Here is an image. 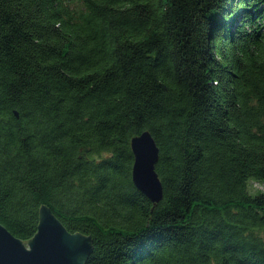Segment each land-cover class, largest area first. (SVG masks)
Listing matches in <instances>:
<instances>
[{
	"label": "trees",
	"instance_id": "obj_1",
	"mask_svg": "<svg viewBox=\"0 0 264 264\" xmlns=\"http://www.w3.org/2000/svg\"><path fill=\"white\" fill-rule=\"evenodd\" d=\"M40 205L85 264H264V0H0V225Z\"/></svg>",
	"mask_w": 264,
	"mask_h": 264
},
{
	"label": "water",
	"instance_id": "obj_2",
	"mask_svg": "<svg viewBox=\"0 0 264 264\" xmlns=\"http://www.w3.org/2000/svg\"><path fill=\"white\" fill-rule=\"evenodd\" d=\"M131 178L134 186L152 203L162 200L163 190L155 172L158 148L148 132L131 140ZM37 232L27 243L0 225V264H85L92 251L90 235L70 233L51 210L40 205Z\"/></svg>",
	"mask_w": 264,
	"mask_h": 264
},
{
	"label": "rangeland",
	"instance_id": "obj_3",
	"mask_svg": "<svg viewBox=\"0 0 264 264\" xmlns=\"http://www.w3.org/2000/svg\"><path fill=\"white\" fill-rule=\"evenodd\" d=\"M250 189L252 190V192H255V190L257 189L262 190V186L257 183H252Z\"/></svg>",
	"mask_w": 264,
	"mask_h": 264
}]
</instances>
